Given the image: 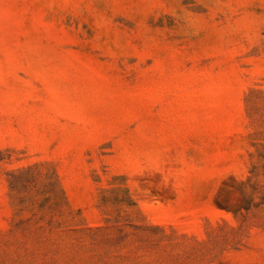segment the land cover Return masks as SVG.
Listing matches in <instances>:
<instances>
[{"label":"rangeland","instance_id":"rangeland-1","mask_svg":"<svg viewBox=\"0 0 264 264\" xmlns=\"http://www.w3.org/2000/svg\"><path fill=\"white\" fill-rule=\"evenodd\" d=\"M0 264H264V0H0Z\"/></svg>","mask_w":264,"mask_h":264}]
</instances>
